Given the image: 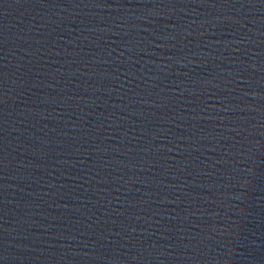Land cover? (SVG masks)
<instances>
[{"label": "water", "instance_id": "obj_1", "mask_svg": "<svg viewBox=\"0 0 264 264\" xmlns=\"http://www.w3.org/2000/svg\"><path fill=\"white\" fill-rule=\"evenodd\" d=\"M0 264H264V0H0Z\"/></svg>", "mask_w": 264, "mask_h": 264}]
</instances>
